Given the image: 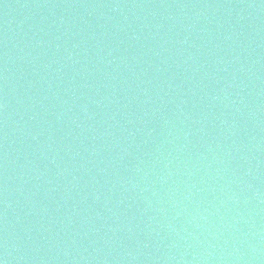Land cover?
Instances as JSON below:
<instances>
[{"label":"water","instance_id":"obj_1","mask_svg":"<svg viewBox=\"0 0 264 264\" xmlns=\"http://www.w3.org/2000/svg\"><path fill=\"white\" fill-rule=\"evenodd\" d=\"M3 264H264V0H0Z\"/></svg>","mask_w":264,"mask_h":264},{"label":"snow or ice","instance_id":"obj_2","mask_svg":"<svg viewBox=\"0 0 264 264\" xmlns=\"http://www.w3.org/2000/svg\"><path fill=\"white\" fill-rule=\"evenodd\" d=\"M0 264H3V262H2V261H0Z\"/></svg>","mask_w":264,"mask_h":264}]
</instances>
